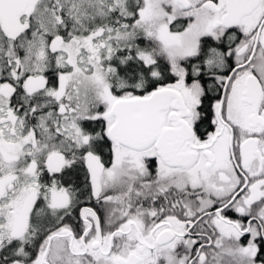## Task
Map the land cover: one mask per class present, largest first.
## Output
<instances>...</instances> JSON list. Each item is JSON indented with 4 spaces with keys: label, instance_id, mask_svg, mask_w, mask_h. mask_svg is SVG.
<instances>
[{
    "label": "snow or ice",
    "instance_id": "6c2138e0",
    "mask_svg": "<svg viewBox=\"0 0 264 264\" xmlns=\"http://www.w3.org/2000/svg\"><path fill=\"white\" fill-rule=\"evenodd\" d=\"M0 264H264V0H0Z\"/></svg>",
    "mask_w": 264,
    "mask_h": 264
}]
</instances>
